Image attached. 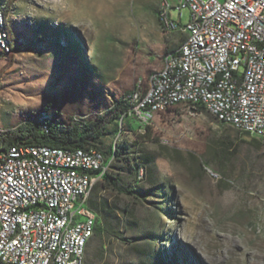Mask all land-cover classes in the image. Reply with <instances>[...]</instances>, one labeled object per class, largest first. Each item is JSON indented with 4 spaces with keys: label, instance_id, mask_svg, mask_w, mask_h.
<instances>
[{
    "label": "rangeland",
    "instance_id": "obj_1",
    "mask_svg": "<svg viewBox=\"0 0 264 264\" xmlns=\"http://www.w3.org/2000/svg\"><path fill=\"white\" fill-rule=\"evenodd\" d=\"M160 3H12L15 51L0 60L4 131L46 118L60 124L75 116L89 119L133 88L139 77L147 78L158 69L167 54H160L158 47ZM171 15L183 23L189 19L187 9L181 17L177 10ZM152 126L156 141L144 146L153 151L166 146L170 157L157 158L166 188L137 202L130 194H109L121 208L129 205L128 211L119 210L122 237L105 246L111 264H247L245 254L228 249L224 260L212 257L221 248L217 234L264 257V147L203 108L176 106L156 114ZM139 134L136 122L122 126L121 132L119 123L114 124L101 145L108 149L128 142L134 150ZM123 156L113 158L108 170L114 164L123 186L150 187L147 181L135 182V172ZM209 169L222 177L214 178ZM99 248L100 241L92 238L89 252L94 255ZM257 262L264 264L263 259Z\"/></svg>",
    "mask_w": 264,
    "mask_h": 264
},
{
    "label": "built area",
    "instance_id": "obj_2",
    "mask_svg": "<svg viewBox=\"0 0 264 264\" xmlns=\"http://www.w3.org/2000/svg\"><path fill=\"white\" fill-rule=\"evenodd\" d=\"M15 1L0 3V60L15 51L9 16ZM186 9L185 23L171 15ZM157 14L164 33L184 38L158 69L121 94L120 132L136 122L145 133L156 114L183 105L203 107L264 144V0H161ZM41 120L46 131L50 119ZM113 158L94 145L1 148L0 264H86L98 217L88 199ZM145 178L140 166L136 179Z\"/></svg>",
    "mask_w": 264,
    "mask_h": 264
},
{
    "label": "trees",
    "instance_id": "obj_3",
    "mask_svg": "<svg viewBox=\"0 0 264 264\" xmlns=\"http://www.w3.org/2000/svg\"><path fill=\"white\" fill-rule=\"evenodd\" d=\"M124 109L125 104H123L118 97L113 100L111 105L104 110L96 112L94 116L89 119L72 118L67 124H60L59 122L48 120V129L46 131L42 129L44 124L42 120L25 121L16 128L7 129L6 132L4 130L0 132V149L19 142L36 145L44 144L70 149L94 145L102 149L107 157L114 155V158L117 159H120L123 153H125L126 155L123 157L129 160L131 168L135 172V182L137 183H139L136 179L137 172L140 166L145 167L146 178L144 181L150 184V187L145 190L142 188L135 189V187L123 186L120 177L114 172V164H111V169L104 173L103 179L94 185L88 199V204L98 213L95 232L92 238L100 241V248L99 252L93 255L89 252L91 240L88 242L86 264H111L107 255L108 248L105 246L122 237L120 232L121 220L119 210L122 209L123 212L128 211L129 205L121 208L116 200L110 199L111 197L109 194L114 192L118 195L130 194L134 202H137L135 199H140L150 194L156 195L157 193L164 192L166 188L162 180L161 172L157 166L158 156L170 157L165 152V149H167L166 146L162 145L161 147L163 149L156 151L148 150L144 146V142L156 141L155 137H153L152 125L147 126V131L145 133L139 134V140L133 143V146H136L134 150L131 149L128 142L119 144L115 146V148L109 146L108 149H104L101 145L102 136L106 133L108 128L114 124H118L117 119L120 112ZM254 141L259 144L260 148L264 147L260 139L254 137Z\"/></svg>",
    "mask_w": 264,
    "mask_h": 264
},
{
    "label": "bare ground",
    "instance_id": "obj_4",
    "mask_svg": "<svg viewBox=\"0 0 264 264\" xmlns=\"http://www.w3.org/2000/svg\"><path fill=\"white\" fill-rule=\"evenodd\" d=\"M215 237H216V244L218 246H221V248L217 250V252L213 253L212 257L215 255L216 257L220 258V260H224L226 258L224 249H228L229 252H232L235 255H239L241 252L245 254L247 259V264H261L258 263L257 260H261V259L264 260V257L262 256V254H260V252H255L253 251L252 248H243L241 244L236 242L231 237L225 236L224 234H217L215 235ZM209 255L204 253L205 258L212 262V258Z\"/></svg>",
    "mask_w": 264,
    "mask_h": 264
},
{
    "label": "crops",
    "instance_id": "obj_5",
    "mask_svg": "<svg viewBox=\"0 0 264 264\" xmlns=\"http://www.w3.org/2000/svg\"><path fill=\"white\" fill-rule=\"evenodd\" d=\"M164 34L166 33L158 30V40H159L158 47L160 54L164 52L168 53L170 51L175 50L176 48L179 47V45L181 44L184 38V35L178 31H174L169 34H166V36H164Z\"/></svg>",
    "mask_w": 264,
    "mask_h": 264
}]
</instances>
